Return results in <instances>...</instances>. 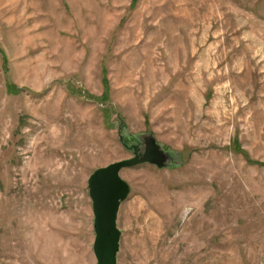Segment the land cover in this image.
I'll return each instance as SVG.
<instances>
[{"label":"rangeland","instance_id":"obj_1","mask_svg":"<svg viewBox=\"0 0 264 264\" xmlns=\"http://www.w3.org/2000/svg\"><path fill=\"white\" fill-rule=\"evenodd\" d=\"M147 133L117 264H264V0H0V264H96L88 175Z\"/></svg>","mask_w":264,"mask_h":264},{"label":"water","instance_id":"obj_2","mask_svg":"<svg viewBox=\"0 0 264 264\" xmlns=\"http://www.w3.org/2000/svg\"><path fill=\"white\" fill-rule=\"evenodd\" d=\"M119 139L125 147L132 149V155L95 167L87 178L93 214L92 250L96 264H117L121 234L117 227V214L130 191L120 169L143 162L161 167L169 159V153L152 133L143 134L141 140L131 143L125 142L121 134Z\"/></svg>","mask_w":264,"mask_h":264},{"label":"trees","instance_id":"obj_3","mask_svg":"<svg viewBox=\"0 0 264 264\" xmlns=\"http://www.w3.org/2000/svg\"><path fill=\"white\" fill-rule=\"evenodd\" d=\"M239 149H240V147H239Z\"/></svg>","mask_w":264,"mask_h":264}]
</instances>
